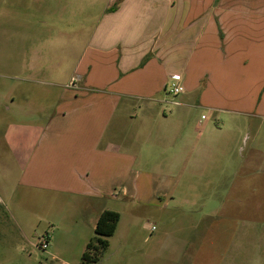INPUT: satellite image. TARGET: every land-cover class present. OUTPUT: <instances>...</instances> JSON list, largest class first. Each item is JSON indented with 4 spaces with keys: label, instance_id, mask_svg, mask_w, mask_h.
Returning a JSON list of instances; mask_svg holds the SVG:
<instances>
[{
    "label": "crops",
    "instance_id": "1",
    "mask_svg": "<svg viewBox=\"0 0 264 264\" xmlns=\"http://www.w3.org/2000/svg\"><path fill=\"white\" fill-rule=\"evenodd\" d=\"M102 13L75 63L77 84L49 83L60 88L55 113L45 125L14 126L23 142L3 177L95 232L104 211L117 212L111 201L165 207L177 167H203V181L224 183L222 220L184 224L183 253L264 262V0H109ZM175 76L185 87L172 102L179 108L159 110ZM194 110L206 112L195 141ZM209 237L220 242L214 255L203 254Z\"/></svg>",
    "mask_w": 264,
    "mask_h": 264
},
{
    "label": "rangeland",
    "instance_id": "2",
    "mask_svg": "<svg viewBox=\"0 0 264 264\" xmlns=\"http://www.w3.org/2000/svg\"><path fill=\"white\" fill-rule=\"evenodd\" d=\"M108 1L0 0V198L5 202L0 203V264H214L194 262L191 253H183L188 237L184 224L209 225L222 220L217 214L222 201L217 191L224 190V183L203 181V167L191 165L184 174L177 167L175 182L169 186L174 199H163L165 207L111 201L120 220L109 237L93 232L77 212L51 206L50 198L46 205L36 191L25 195L12 178L3 177L10 148L23 142L18 131L12 132L14 126L46 124L57 109L60 94V88L50 82L77 84L75 63ZM60 40L62 50L56 44ZM165 95L169 103H156V107L178 109L172 104L177 96ZM202 114L206 112L194 110L187 127L193 141ZM242 216L244 213L238 221H245ZM46 234L49 246L43 250L39 241ZM209 238L203 240L204 255H214L220 245L214 237ZM247 249L241 247L240 253ZM260 249L256 247V255Z\"/></svg>",
    "mask_w": 264,
    "mask_h": 264
},
{
    "label": "trees",
    "instance_id": "3",
    "mask_svg": "<svg viewBox=\"0 0 264 264\" xmlns=\"http://www.w3.org/2000/svg\"><path fill=\"white\" fill-rule=\"evenodd\" d=\"M120 220V214L115 211H104L97 222L95 233L102 237H109L115 234ZM88 246H92L88 244Z\"/></svg>",
    "mask_w": 264,
    "mask_h": 264
},
{
    "label": "built area",
    "instance_id": "4",
    "mask_svg": "<svg viewBox=\"0 0 264 264\" xmlns=\"http://www.w3.org/2000/svg\"><path fill=\"white\" fill-rule=\"evenodd\" d=\"M167 91L169 94L178 96L185 91V87L179 76L173 77L172 81L167 85ZM205 116H203V119ZM49 246V236L46 234L39 241V247L43 250L48 249Z\"/></svg>",
    "mask_w": 264,
    "mask_h": 264
}]
</instances>
